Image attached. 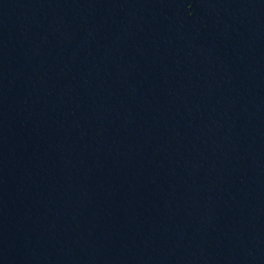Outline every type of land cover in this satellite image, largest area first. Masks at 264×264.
Returning a JSON list of instances; mask_svg holds the SVG:
<instances>
[{"label":"water","instance_id":"water-1","mask_svg":"<svg viewBox=\"0 0 264 264\" xmlns=\"http://www.w3.org/2000/svg\"><path fill=\"white\" fill-rule=\"evenodd\" d=\"M0 264H264V0H0Z\"/></svg>","mask_w":264,"mask_h":264}]
</instances>
